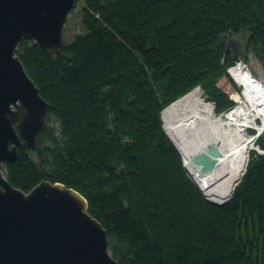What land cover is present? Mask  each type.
Listing matches in <instances>:
<instances>
[{"label": "trees", "instance_id": "16d2710c", "mask_svg": "<svg viewBox=\"0 0 264 264\" xmlns=\"http://www.w3.org/2000/svg\"><path fill=\"white\" fill-rule=\"evenodd\" d=\"M85 33L53 60L24 40L17 55L51 109L36 149L5 177L78 191L119 264H264V154L250 152L228 202L204 197L164 130L162 113L201 88L223 114L240 92L234 38L264 85V0H77ZM239 60V59H238ZM237 60V61H238ZM257 146L264 149V133Z\"/></svg>", "mask_w": 264, "mask_h": 264}, {"label": "water", "instance_id": "95a60500", "mask_svg": "<svg viewBox=\"0 0 264 264\" xmlns=\"http://www.w3.org/2000/svg\"><path fill=\"white\" fill-rule=\"evenodd\" d=\"M76 1L0 0V264H119L110 252L107 231L78 191L45 180L25 193L2 170L18 161L20 149H36L51 109L17 47L33 41L58 61ZM207 150L192 159L205 173L221 154L216 146Z\"/></svg>", "mask_w": 264, "mask_h": 264}, {"label": "bare ground", "instance_id": "6f19581e", "mask_svg": "<svg viewBox=\"0 0 264 264\" xmlns=\"http://www.w3.org/2000/svg\"><path fill=\"white\" fill-rule=\"evenodd\" d=\"M243 66L238 61L228 72L244 88V100L234 108L216 114L214 106L195 89L162 113L164 130L180 152L190 178L206 200L217 204L234 193L248 155L259 149L256 143L264 133V91ZM250 129L256 133L250 134ZM210 146H216L221 154L216 157V165L205 173L192 159Z\"/></svg>", "mask_w": 264, "mask_h": 264}, {"label": "rangeland", "instance_id": "374dc122", "mask_svg": "<svg viewBox=\"0 0 264 264\" xmlns=\"http://www.w3.org/2000/svg\"><path fill=\"white\" fill-rule=\"evenodd\" d=\"M82 33H85V29H84V26L82 25V15H78V14H75L74 16H72L71 18L68 19L67 23L65 24V29H64V32H63V43L64 44H70V42H72L75 37H77V35H80ZM234 43L232 44V51L234 52V55L235 57L237 58L236 61H234L235 63H237L240 59V57H245L244 56V52H245V48H246V45H247V36L246 34H243V35H240V36H237L235 37L234 39ZM238 60V61H237ZM243 60V59H242ZM244 61V66L245 68L249 69V72H251V69H250V65L248 63V61H246V59L243 60ZM234 63V64H235ZM233 64V65H234ZM233 67V66H232ZM228 72H229V69H228ZM252 73V72H251ZM230 74V73H229ZM231 76V75H230ZM255 79H257L259 82H261V84L263 83L261 81V74L258 73L257 76H254ZM233 83H235L236 87H238L240 89V92H236L235 89H229L227 84H225V81L223 83H220V86L221 88L223 89H227L228 91V94L230 95V97L233 99V101L235 102V98L238 97V96H243V89L239 83H237L235 80L233 81ZM263 88V91H264V85L262 84L261 86ZM201 95L205 98V100H207L208 98V95H206L203 91V89L201 88H197ZM196 89V90H197ZM189 94V93H188ZM210 102V101H209ZM212 104V106H214L215 108V103H214V100L213 102H210ZM239 104V103H238ZM237 105V104H236ZM235 105V106H236ZM234 108V107H233ZM232 109V108H231ZM217 114V113H216ZM164 121V119H163ZM250 134H255L256 132L252 129H250ZM257 150H253L255 151L257 154H264L263 151L264 149H262L261 147L257 146L256 145ZM262 150V151H260ZM251 151V152H253ZM2 170H3V173L5 175V170H4V166L2 167Z\"/></svg>", "mask_w": 264, "mask_h": 264}, {"label": "built area", "instance_id": "2783aa9c", "mask_svg": "<svg viewBox=\"0 0 264 264\" xmlns=\"http://www.w3.org/2000/svg\"><path fill=\"white\" fill-rule=\"evenodd\" d=\"M239 61H240L241 63L244 64V61H243L242 59H240ZM243 67H245V66H243ZM246 69H247V68H246ZM247 71H249V69H247ZM254 80H256V81L260 84V86H262L263 83L261 84V82H259V81H258L257 79H255V78H254ZM263 153H264V151H263Z\"/></svg>", "mask_w": 264, "mask_h": 264}]
</instances>
